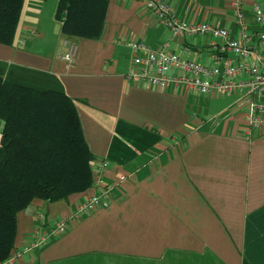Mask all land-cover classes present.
Masks as SVG:
<instances>
[{"label":"crops","instance_id":"obj_1","mask_svg":"<svg viewBox=\"0 0 264 264\" xmlns=\"http://www.w3.org/2000/svg\"><path fill=\"white\" fill-rule=\"evenodd\" d=\"M57 1L24 0L0 59L60 81L94 159L109 162L102 177L117 185L108 206L74 217L93 188L33 200L18 215L17 247L62 217L67 229L6 264H264V132L241 135L238 95L159 88L128 76L127 40L212 62L210 35L173 36L141 1L108 0L98 38L66 36ZM167 1L179 18L238 32L233 0ZM254 1L242 6L251 30L259 29ZM65 38L77 45L72 65L60 55Z\"/></svg>","mask_w":264,"mask_h":264},{"label":"trees","instance_id":"obj_2","mask_svg":"<svg viewBox=\"0 0 264 264\" xmlns=\"http://www.w3.org/2000/svg\"><path fill=\"white\" fill-rule=\"evenodd\" d=\"M24 0H0V43L14 41ZM108 0H58L66 36L98 38ZM0 261L16 248L18 215L33 200L88 190L90 151L73 99L52 74L0 59Z\"/></svg>","mask_w":264,"mask_h":264},{"label":"built area","instance_id":"obj_3","mask_svg":"<svg viewBox=\"0 0 264 264\" xmlns=\"http://www.w3.org/2000/svg\"><path fill=\"white\" fill-rule=\"evenodd\" d=\"M152 12L156 19L167 26L173 36L209 34L212 62H201L169 50L165 46L152 48L143 40L129 39L133 58L128 76L143 80L150 86L167 88L182 87L188 91L207 94L236 93L243 106L244 126L241 135L250 139L254 133L264 132V5L255 0L252 15L259 29L251 30L244 19L242 6L244 0H233V10L239 29L231 35L226 27L216 26L206 21H189L174 13L167 0H139ZM61 23V19L58 20ZM22 40V39H21ZM20 40V41H21ZM65 47V48H64ZM77 45L66 38L62 41L60 55L67 65L75 60ZM2 132L0 130V143ZM107 159H93V190L76 205L70 217L78 216L110 203L115 180H107L103 175L108 166ZM125 178L119 176L118 181ZM40 217V216H39ZM67 219L62 218L47 229L37 231L33 238L17 247L0 264L12 263L32 248L46 244L52 236L67 229Z\"/></svg>","mask_w":264,"mask_h":264},{"label":"rangeland","instance_id":"obj_4","mask_svg":"<svg viewBox=\"0 0 264 264\" xmlns=\"http://www.w3.org/2000/svg\"><path fill=\"white\" fill-rule=\"evenodd\" d=\"M262 99L264 100V91L262 92ZM2 124H3V121L0 119V128L2 127ZM42 217V214H40V217H38L39 219H41V220H43V218H41ZM62 218H68V217H62ZM62 218H60V219H62ZM60 219H58V220H60ZM68 220V219H67ZM57 221V220H56ZM56 221L54 222V224L56 223ZM42 223H44V221L42 222ZM53 224V225H54ZM53 225H51L50 227H52ZM45 229H47V228H45ZM63 232H65V231H63ZM63 232H58V234L57 235H59V234H61V233H63Z\"/></svg>","mask_w":264,"mask_h":264}]
</instances>
